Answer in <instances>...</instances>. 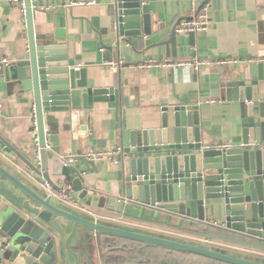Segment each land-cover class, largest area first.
Segmentation results:
<instances>
[{"label": "water", "instance_id": "water-1", "mask_svg": "<svg viewBox=\"0 0 264 264\" xmlns=\"http://www.w3.org/2000/svg\"><path fill=\"white\" fill-rule=\"evenodd\" d=\"M27 1L28 44L13 61L3 63L0 57L2 98L14 95L28 102L32 133L30 153L24 155L0 132V239L6 242L0 264H80L71 243L81 242V228L229 264H264L263 256L97 218L54 198L60 181L69 180L86 208L97 205L87 185L94 186L99 170L86 155L91 140L87 127L78 123L79 112L94 102L114 101L115 89L97 86L87 68L76 70L73 43L37 36L32 1ZM105 3L119 23L114 34L118 46L150 33L152 14L142 0ZM227 80V99L245 104L241 143L221 147L203 142L190 106L165 107L156 125L121 130L123 153L115 165L121 173L119 207L130 202L205 224L208 204V210L224 214L227 229L264 240V61ZM65 113L72 122L62 132L69 135V151L61 148L57 127L59 114ZM73 131L79 136L78 155L71 153ZM4 154L17 157L22 166Z\"/></svg>", "mask_w": 264, "mask_h": 264}, {"label": "crops", "instance_id": "crops-1", "mask_svg": "<svg viewBox=\"0 0 264 264\" xmlns=\"http://www.w3.org/2000/svg\"><path fill=\"white\" fill-rule=\"evenodd\" d=\"M31 1L35 34H47L54 43H73L76 67L87 68L88 77L94 79L97 86L115 89L114 101L94 102L79 112L78 123L87 127L91 140L88 151L122 146L121 130H142L154 126L161 119L163 108L176 106L195 108L203 142L221 147L241 143L245 104L227 99L225 83L228 75L236 76L248 71L251 63L264 61V0H142L152 14L151 31L129 38L120 46L116 44L114 35L116 16L108 8L106 0ZM79 1L86 3L72 5ZM193 4L198 9L208 5L209 28L204 32L180 33L176 27L183 19L192 16ZM27 44L28 29L18 6L9 0H0L2 62L17 59ZM195 58H231L234 62L206 65L197 71L183 64ZM118 60L123 64L118 72H113L107 63ZM151 61L164 64L141 67ZM0 112L5 114L0 118L2 135L21 153L29 154L32 133L28 102L14 95L4 99L0 93ZM59 118L60 145L63 151H69L66 143L69 135L62 132L64 125L68 127L72 122L67 113L59 114ZM72 135L71 153L78 155L79 136L76 131ZM4 157L22 166L13 155L4 154ZM96 165L99 178L93 187L87 186L97 205L87 210L97 218L191 240H196L193 234L197 230L201 234L206 231L207 225L203 223L194 220L186 223L181 217L135 203L125 202L119 207L122 197L120 171H116V166L108 159H98ZM82 168L86 172L94 171L91 166L82 165ZM208 207L207 204L205 221L223 223L224 214L208 210ZM126 214L135 217H127ZM136 218L147 222L133 220ZM214 228L208 229L215 233ZM79 231L81 242L74 239L71 245L80 257V264H106L105 253L99 243L100 235L83 228ZM227 236L225 232H219L214 240L210 236L207 238L217 243L212 245L225 247L222 245L228 241ZM247 240L254 244L257 251L254 255H264L261 251L264 241Z\"/></svg>", "mask_w": 264, "mask_h": 264}, {"label": "trees", "instance_id": "trees-1", "mask_svg": "<svg viewBox=\"0 0 264 264\" xmlns=\"http://www.w3.org/2000/svg\"><path fill=\"white\" fill-rule=\"evenodd\" d=\"M126 215L131 218L135 217L131 214ZM133 220L147 222L145 220L143 221V219L141 220L137 218ZM205 225H207V229L209 227H215L214 229L216 232L212 233L209 229H206V231H203V234H201V231L197 230L198 232L193 234L196 236L194 237L196 240L217 244L207 238V236H210V238L214 240L216 236H218L219 232H225L226 235L228 234V241L224 242L225 245L222 246L240 251L251 252L253 254L257 252L254 244L247 240L249 238L253 239L254 237H250L231 229H227L224 226H217L212 223L206 222ZM254 239L257 240V238ZM260 240L261 239H258V241ZM99 243L102 251L105 253L104 258L106 264H182L183 260L184 263L186 262L188 264H196L198 261L201 264H229L195 254L179 252L163 246L144 244L138 241L110 235H100ZM261 251H264V249L261 248Z\"/></svg>", "mask_w": 264, "mask_h": 264}, {"label": "built area", "instance_id": "built-area-1", "mask_svg": "<svg viewBox=\"0 0 264 264\" xmlns=\"http://www.w3.org/2000/svg\"><path fill=\"white\" fill-rule=\"evenodd\" d=\"M11 4H14L18 6L21 17L23 22L26 24L27 21V8H28V1L27 0H9ZM85 1H79V2H73L72 5L77 4H85ZM192 16L186 19H183L178 26L176 27V30L180 33H192V32H204L209 28L210 20H209V7L208 5H204L201 9H198L196 5L193 4L192 9ZM118 20H115L113 23V27L115 30L118 28ZM5 63H7L6 60H4ZM234 59L227 58V59H219V60H209V59H199L195 58L191 61H185L183 62L184 65L193 67L196 71L201 69L202 66H210V65H227L230 63H233ZM121 64H123L122 60L118 61H109L107 65L110 67V69L113 72H118L120 69ZM160 64L164 63H155L153 61L147 63L146 65L143 64L141 67H152V66H160ZM79 67H76V70H78ZM33 119H35V116L33 115ZM123 153V147L120 145H117L116 147L107 149L105 151H87L86 155L89 159L92 160H98V159H108L113 162L114 165H118L120 163V157ZM70 163V161H67L66 164ZM47 188L50 190V185L46 184ZM74 189L69 180H62L60 181V189L57 192H53V196L57 197L59 201L80 210H87L84 203L77 199L74 196ZM88 211V210H87ZM214 225L217 226H225L223 223H219L218 221L213 222ZM6 248V242L5 240L0 239V251H3Z\"/></svg>", "mask_w": 264, "mask_h": 264}, {"label": "rangeland", "instance_id": "rangeland-1", "mask_svg": "<svg viewBox=\"0 0 264 264\" xmlns=\"http://www.w3.org/2000/svg\"><path fill=\"white\" fill-rule=\"evenodd\" d=\"M182 264H188V263H184V260L182 261ZM190 264H195V263H190ZM196 264H201V263H199V261L198 262H196Z\"/></svg>", "mask_w": 264, "mask_h": 264}]
</instances>
